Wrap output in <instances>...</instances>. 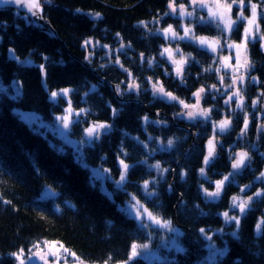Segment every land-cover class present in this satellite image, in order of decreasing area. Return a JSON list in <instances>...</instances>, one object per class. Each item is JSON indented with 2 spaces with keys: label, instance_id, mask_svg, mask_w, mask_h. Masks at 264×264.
Here are the masks:
<instances>
[{
  "label": "trees",
  "instance_id": "trees-1",
  "mask_svg": "<svg viewBox=\"0 0 264 264\" xmlns=\"http://www.w3.org/2000/svg\"><path fill=\"white\" fill-rule=\"evenodd\" d=\"M168 2H41L43 19L54 33L44 26H34L27 15L15 8H0V83L9 90L0 91V264H14L10 253L45 239L61 241L89 264H103L109 254L113 258L110 264L127 259L133 242L144 243L149 239L146 229L139 227L133 216L121 206L129 193L136 195L158 215L173 220V223L176 220L174 224L185 232L184 244L187 245V240H190L195 246V260L202 257L206 244H209L222 251L227 250L217 259V264H264V228L260 232L256 230L259 218L263 217L264 197L255 200L241 216L238 229L234 221L226 223L222 215L225 211L229 215L238 214L229 208L231 198L240 186L251 185L245 195L257 187L264 189V179H256L264 170V158L255 154L251 165L241 174H234L235 181L226 183L220 198L206 197L201 185L209 191L214 188L213 181L230 172L232 159L221 145L216 160L205 168L208 180L200 175L199 169L204 167L201 163L202 143L213 131L209 122L204 125L183 124L195 132V137L190 131L178 127L182 122L177 120V126L172 122L165 123L163 127L151 122L144 125L145 108L152 110L160 107L171 113V103L157 97L151 107L147 100L138 103L135 98L116 93V85L121 84L125 77L120 65L115 64L117 57L124 68L139 73L141 80H145L146 76L158 77L166 91L186 101L191 100L198 87L213 82L210 77L214 73L205 68L210 56L196 50L193 45L190 49L196 60L187 67L183 83L175 72L172 74L168 70L167 64L146 66L147 59L158 56L156 52L162 39L154 26L146 25L147 29L139 22L147 23L160 16ZM176 2L185 3L186 0ZM97 12L101 15L94 18L92 14ZM261 24L264 32L263 20ZM200 30L201 33L215 35L209 29ZM89 39L95 43L92 55L90 49L86 50L83 46ZM122 43L128 57H132L128 64L126 54L120 51L110 55L102 46H110L113 50ZM183 47L187 48V45L183 44ZM253 51L258 53L255 74L264 85V51L258 48V42L254 44ZM141 53L146 57L143 62L139 57ZM139 63L144 67H140ZM40 65H44L43 72ZM164 70L168 71L167 75ZM64 88L73 90L68 98L74 109L90 110L87 117L80 116V122L71 126L73 136H80L81 133L74 132L78 131L79 124L85 126L90 121H98L112 125L107 134H102L93 144L83 146L78 156L89 166L110 170L108 174L115 181L121 171L117 157L123 158L132 166L123 189L113 181H106L111 195L102 191L91 180L88 167L76 159L70 147L58 149L55 137L36 131L15 112L18 109L32 113L43 121H50L68 103L60 96L53 100L50 92ZM208 104L205 102V105ZM113 109L117 110L115 116ZM213 114L218 117L216 111ZM237 126L234 119V128L224 136V143L233 142ZM159 136L161 140L156 139ZM170 136L178 137L171 147L157 146L158 141L163 143L167 138V142ZM140 141L147 143L148 148L145 149ZM246 142L240 141V148H248ZM152 149L156 151L152 152ZM124 152L128 155L124 156ZM145 159L146 164L139 163ZM157 162L161 168L169 169L163 178L156 169L148 167ZM182 171L186 173L183 178L180 175ZM153 178L157 181L159 198L146 201L141 185L144 180ZM46 187L57 195L52 199H41L40 192ZM4 200L11 203L5 204ZM202 228L206 236L212 237L211 241L202 237ZM221 229L223 231H219ZM234 231L238 233L237 237L231 235ZM177 257L178 261L173 264H182L184 256ZM132 264L146 263L139 259Z\"/></svg>",
  "mask_w": 264,
  "mask_h": 264
},
{
  "label": "rangeland",
  "instance_id": "rangeland-1",
  "mask_svg": "<svg viewBox=\"0 0 264 264\" xmlns=\"http://www.w3.org/2000/svg\"><path fill=\"white\" fill-rule=\"evenodd\" d=\"M44 1H48V0H41L42 3H44ZM208 2L211 3V0H208ZM227 2L231 3V0H227ZM251 2L257 4V12L258 13L261 11H264V3H262L261 0H251ZM168 4H169V2L167 3V7H166V10L164 13L160 14V16H158L157 18L151 19L147 23L145 22L146 25H151V27L154 26V30H156V32L160 35V37L162 39V43L159 45L158 51L156 52V54H158V56L157 57L153 56L152 58H150L153 60V64L151 66H153L154 64H159L160 66H165V64H168L166 66H170L169 67L170 70L173 71L172 74L174 72L176 73L175 65L171 64L169 61L166 60V57H168L167 54H165L163 56L161 55V52L166 47L172 49L173 51L175 49L179 48L180 53H183V56H184L185 61H186L185 65L183 67V75H185L187 73V71H188L187 67H189L191 62L196 60L195 54L190 49L191 45H193L195 47V43L191 39H184V40H177V39H171V38H169L167 40L165 39V36L162 33V29L168 27V25H172L173 29L176 31V33L179 36L184 35V27H189L193 30L195 35L201 33L200 32L201 28H206L215 34L213 36L221 38L224 42L225 47H226L225 52L220 53V54L218 53L219 55H217V56L208 55V56H210V58L208 59L207 65L205 67L206 69H209L211 66L210 71L213 72L214 75L212 77H210V79H212L213 82L212 83L206 82L205 84L198 87L195 91V92H197V90L200 89L201 87H203L205 89V92L201 94L200 107L210 108L213 110L211 113V119L208 120L212 130H213L212 125L214 122H217L220 119H224V118H230L231 119V126L228 129L229 131L227 130L226 132H223L220 134L216 133L215 139H219L220 137L224 138V136H226L228 133H230L232 131V129L234 128V119L236 121V124H238V126H237L238 130L241 131V129L244 127V116H245V113H247L248 117H249V126H248L247 132L244 135H241V132L239 133V135L236 134L234 136L233 142L227 143V144L223 143V147H224L225 151L228 152L229 155L232 156V158H234L235 153L240 149V146H241L240 141L246 142L247 139H250L251 141H247L246 145L248 147H251V149L254 150L260 158H264V155H261L262 153H264V131L259 129V126L261 124H264V99H260V94L264 93V85H262V82L258 78V76L253 74L255 71V69H254V71L251 74H248V75L245 74V83L243 85L238 84V85L234 86L232 89H228L226 87L227 85L232 84V78L234 76V72L230 68L229 69L225 68V66H224L225 61L223 58L224 57H230L231 59L227 63H230L233 66L236 63L235 62L236 50H235V48H228L227 44L240 43L241 42V40L243 39V36H244V28L247 27V21L246 20L240 21L234 31H232L231 33L224 32L223 35H221V31H220V29L217 28L215 23L209 25V24L202 22L200 20V18L202 16L203 17L208 16V11L206 8H196L195 6L190 4V0H186V2L184 4L186 6L187 11L194 12V15L191 17L184 16L183 18H181L179 15V4H181V2H176V7H177L176 13H173L171 11V9H169ZM245 4L248 6L244 9V16L249 17L251 15V8H250L249 0H245ZM239 12H240V6H239V0H237L236 4L233 5V8H232L231 13H230L231 18L233 20H235L237 15L239 14ZM165 13H168V15H165ZM261 22H262V19H260L258 16L257 24L259 25L260 34H263ZM239 25H242V32H241V34L239 33V39L234 40L233 39L234 34L238 33L237 29L239 28ZM222 27L223 26H221V28ZM145 28H147V27H145ZM225 36L228 37V40L226 43L224 41ZM256 42H258V46H259L260 50L264 51V49L261 48V44H264V41H260L259 39H257ZM183 44L187 45V48L183 47ZM248 44L250 46L253 43L249 42ZM83 45H84V43H83ZM123 45L125 46V44H123ZM94 46H95V43L93 42L92 44L85 47V49L86 50L90 49L91 55H92V54H94V48H95ZM102 46H104V45H102ZM103 48H104V50L109 51L110 55H112L113 53L119 54L120 51L123 52V54L127 55V59H128L127 64L130 62L129 61L130 58H132V57L129 58L128 53L126 51H124V49H121V44L114 47L113 50H111L110 46L103 47ZM180 53H175V51H174V58L179 60L181 58ZM91 55H90V57H91ZM140 59H141V57H140ZM161 60H163L165 63H162ZM100 62H102V61H100ZM139 66L144 67L143 64L141 65L140 63H139ZM146 66H149V64H147ZM126 69H128V71L132 72L128 67H126ZM163 69H165V67ZM132 74L136 80V83L140 85L139 90L138 91L127 90V84L129 81H128V74H127V72H125V77L122 80V81H125V83L120 84L122 94H118L117 91H116V93L118 95H121V96H123V95L128 96L132 99L135 98L138 100V103H141L142 100H147L149 103L153 102L158 96L154 97L152 85L149 83V78H151L153 82L158 80L163 85L161 79L158 77L153 78L150 76H146L145 80H141L140 78H138L139 73L136 74V73L132 72ZM221 76L224 77L223 84H221V81H220ZM251 77H257L259 82H251ZM212 85H216V89H218V91L212 89V87H211ZM12 87H13V85H11V88ZM236 87H239L241 89V92L245 97V101H244L245 107L243 109L236 108L235 103H232L230 105L224 103V101L226 99H228V96L231 95L233 91H235ZM115 89H116V87H115ZM115 89H113V91ZM4 90L9 92V90L2 83H0V91H4ZM59 90H61V89H59ZM59 90H57V92H59ZM251 90H253V91L251 92ZM223 93H227V95H222ZM12 95H14V93H12ZM60 97H62L63 99L69 100L68 97H64L62 95ZM164 99L167 100V98H164ZM180 99H182V98H180ZM257 99H259V103L255 107H253L252 101L257 100ZM168 102H169V104L171 103L170 106L172 105V107H173V109L171 110V113L161 111L160 114L162 117L160 116L159 119H155V118L152 119V117H149V115L150 116H152V115L147 113V112H146V115L144 114L143 116L144 117L147 116L149 122L157 121V123H153L156 126L163 127V125L165 124L163 122H165L167 120V118H165V117H167V115H171L172 119L169 118L170 120L174 121L177 125H178L177 121L179 123L182 122L180 125H178V127H180V128H182L181 126L187 127L188 130H186L184 128H182V129H184L186 131H190L191 135L193 134L192 136L195 137V132L190 127H188L187 125H183V124L200 123V124L204 125L205 122H207V121H204L200 117H197L196 121H192V120L187 119L186 116H176L175 115L176 113L186 112L187 110L183 109V107L177 102H174V101H168ZM185 102L189 103V104H195L196 103V97L193 96V94H192L191 100H189V101L185 100ZM205 102H207V103L209 102V104L205 105ZM67 107H68V103L65 104L62 107L61 112L54 115L50 121H43L41 118H39L38 116H36L32 113L24 112V111H21L18 109L15 110V112L17 113V115L21 119H23L27 124H29L36 131L41 132L44 135L50 134L53 137H55L58 140L57 145H55L52 140H50V142L52 144H54L58 149H63L65 146L70 147L72 152L75 154L76 159H78L79 162H81L83 165L88 167V169L90 171L91 180L93 182H95L102 191L106 192L108 195H111L109 189H107V187H106V181H113V183H116V181L108 174V172L104 171L105 168L100 167V166H89L85 163V161L83 160L82 157L78 156L81 153L82 147L85 145L86 146L88 145V144H81L80 143V141L88 139L84 133V129L89 127L94 122H98V121H90L85 126L79 124L78 125V131L77 132L74 131L75 133H81L80 136H78V137L72 135V131L74 129H70L69 132L65 133V130L63 129L62 124L56 120V117L59 115L65 114L64 110ZM80 108H84V107H80ZM72 109L74 111H78V109H74L73 106H72ZM156 109L160 110V109H164V108L158 107V108H154L153 110H156ZM214 111H216L218 117L213 116ZM158 113H159V111H158ZM81 116L87 117L84 114H82ZM143 118H142V122L144 125L146 123H149V122H145V120ZM175 120H177V121H175ZM101 123H104V122H101ZM250 132L252 133V135L249 134ZM254 134H255L254 139L249 138V137H253ZM211 136L213 137V131L211 133ZM177 138L178 137H175V138H173L171 136L168 137V139H172L173 141L178 140ZM152 139H150V140H152ZM156 139L161 140V136L157 137ZM165 140L163 143L161 141H158L157 146L160 148L169 147L167 145V142H165ZM243 149H245V148H243ZM230 172H232V171L230 170ZM262 172H264V170ZM228 173L224 174L220 179H223V177L225 175H228ZM230 180L235 181L234 176L232 178H230ZM215 181H213L214 188H212L210 191L215 190ZM246 185H248V184H246ZM244 186L245 185L240 186L238 191L235 193V195H239L243 199L245 197V193L249 190L251 185H250V187H248L245 190V192H241L240 189L243 188ZM154 187L156 189L157 185L155 184ZM141 191L143 194L142 187H141ZM129 194H132V193H129ZM129 200H130V197L128 195V199H126L125 202L123 204H121L123 210L128 207ZM229 210L231 212H233L235 210L236 212H238L237 215H240L238 208L237 209L229 208ZM126 213L128 214V212H126ZM131 216H133V217L135 216L134 211L132 212ZM159 216H161V215H159ZM162 218L163 219H169V218H164V217H162ZM262 218H264V217H260L258 221H260ZM171 221H172L173 227L175 229H177L179 231V233H181V235L176 236L175 233L169 231L168 229H163V228H160L156 225H153L151 223V221H148L147 219H145V223L148 224L149 226L144 227V229H146V231H147L146 233L149 234V239H147V241L144 243H147L149 245V247L147 249H141L140 255L138 257H136L133 261L143 259V261H145L146 264H173L174 262L178 261L177 256L182 255V256H184V258L181 260L183 261V263L185 261L184 264H191L192 262H196L198 264H217V259L221 256L220 252L222 251V249H220L216 246L211 247L209 244H206V246H205L206 250L203 252L202 257L197 258L195 260L194 259V255H195L194 247L195 246L193 245V243L190 240H187L188 246L184 244L183 236H184L185 232L183 231V229L181 227H178L174 224V223H176L175 222L176 220H174V223H173V220H171ZM137 223L139 224L138 221H137ZM201 235L204 239H206V233L205 234L201 233ZM34 243H36V242H34ZM34 243L29 245L27 248H25V255H28L27 250L32 248ZM144 243H137V244H144ZM178 247L183 249V251H177ZM189 247L192 248V250ZM189 250H191V255L189 253ZM12 258L14 260V264H18V261L15 259V257L12 256ZM68 259H69V262L71 264L72 258L68 257ZM133 261H130L129 264H132ZM33 264H42V262L39 261L37 258H33ZM86 264H89V263H86Z\"/></svg>",
  "mask_w": 264,
  "mask_h": 264
},
{
  "label": "snow or ice",
  "instance_id": "snow-or-ice-1",
  "mask_svg": "<svg viewBox=\"0 0 264 264\" xmlns=\"http://www.w3.org/2000/svg\"><path fill=\"white\" fill-rule=\"evenodd\" d=\"M237 0H231V3L227 2V0H211V3L208 2V0H190V4L195 6L196 8H206L208 11L207 17H201L200 20L202 22H205L209 25L215 23L217 28L220 29L221 35H223L224 32L231 33L234 31L240 21H247V27L244 28V36L240 43H231L227 44L228 48H235L236 50V63L233 66L230 63H227L231 58L230 57H224L225 61V68L226 69H232L236 75L232 78V84L227 85L226 87L228 89H232L236 85H243L245 83V73L251 70L252 64L247 59V56L245 55L243 58V61H241L240 56L242 52L247 51V44L249 42L255 43L257 39L260 41H264V34H260L259 25L257 24V18L259 16L260 19L264 20V11L257 12V4L252 3L251 0H249L250 8H251V15L249 17L244 16V9L248 6L245 4V0H239V6H240V12L237 15L236 19L233 20L231 18V10L233 8V5L236 4ZM262 3H264V0H261ZM8 4H14L17 6V8H26L27 12L30 13L33 17L39 16V14L43 11L41 0H0V5H8ZM169 9L173 13L177 12L176 7V0H169L168 4ZM79 12L80 10L77 9ZM94 18H99L100 13H94L92 14ZM165 15H168V13H165ZM179 15L181 18L184 16H193L194 12L187 11L186 6L184 3L179 4ZM141 25H144L146 27V24L144 21L139 22ZM221 26H223L221 28ZM162 33L165 36V39H177V40H184V39H191L193 42H198L201 47H206L207 49H210L213 53H218L219 50L223 49L224 44L221 43V39H209L203 36H195L193 30L189 27H184V35L179 36L176 31L173 29L172 25H168V27L162 29ZM117 36H119V33H117ZM228 37H224L225 43L227 42ZM92 40H86L84 42V47H87L88 45L92 44ZM98 43V42H97ZM103 47H108L107 45H104ZM125 46L121 44V49H123ZM261 48L264 49V44H261ZM11 51V50H10ZM175 53H180V49L177 48L174 50ZM174 51L170 48H164L161 52V55L167 54L169 61L175 65V71L178 78H180L181 83H183V67L185 65V58L183 56V53H180L181 58L179 60L174 58ZM141 61H145L144 54H140ZM86 60H89L90 57H85ZM149 66L153 64L152 59H147L146 61ZM115 64L120 65V68L122 71L127 72L128 74V84H127V90L129 91H138L140 88V85L136 83L135 78L133 77L132 72L128 71V69L124 68V66L121 64L119 57L116 58ZM101 67H104V65H101ZM41 71H44V65H40ZM241 69H243V72H241ZM211 66L209 69H206V71H210ZM167 75V72L165 73ZM221 84L224 82V77H220ZM251 82H259L257 77H251ZM121 83H125V81H121ZM149 83L152 85L153 95L154 97L158 96L159 98H167L168 101H174L179 103L183 109L187 110L186 112L182 113H176V116H186L187 119L196 121L197 117L202 118L204 121H208L211 119V113L212 109L210 108H202L200 107V99L201 94L205 92V89L201 87L197 90V92L193 93V96L196 97V103L195 104H189L186 103L185 100L178 98L177 96L173 95L172 92L166 91L164 86L160 83V81L153 82L151 78H149ZM95 88V86H93ZM212 89H216V85L211 86ZM72 89L64 88L57 91H52L50 93L51 98L55 100L58 96H64L68 97L70 92H72ZM116 91L118 94H122L120 84L116 85ZM17 95H19V90H17ZM222 95H227V93H223ZM260 99H264V93L260 94ZM245 97L241 92V89L239 87L235 88V91L232 92L231 95L228 96V99L224 101L225 104H232L235 103L236 108L243 109L245 107ZM259 103V99L252 101V106L255 107ZM90 110L87 109H79L78 111H74L71 106V100H68V107L65 108L63 115H59L56 117V120L59 121L63 129L65 130V133L69 132L71 129V126L73 124H78L79 117L84 114L86 115ZM113 116L117 114V110H112ZM145 122L148 121V117L145 116L143 118ZM151 123H157V121H151ZM231 126V119L230 118H224L219 120L218 122H214L213 127V137L208 140L207 142V154L203 158V164L205 166H209L212 161L215 159L216 154V147L217 143L215 142V136L217 131L220 133L226 132L229 127ZM249 126V117L248 114L245 113L244 116V127L241 129V135H244ZM112 125L108 123H101V122H94L89 127L84 129V133L87 140L80 141L81 144H93L96 140L100 138L102 134H107L108 131L111 130ZM259 129L264 131V124H261L259 126ZM124 135H127V133H124ZM138 140V138H136ZM149 139H152L149 137ZM141 144H143L144 148L147 149L148 145L147 143L140 141ZM167 145L171 147L173 145V140L168 139ZM156 151V149H152V152ZM124 156H127L128 154L126 152L123 153ZM149 155H151V152H149ZM261 155H264L262 153ZM102 160L104 157L101 158ZM120 164V176L119 179L116 181V184L118 187L123 189V185L127 181V176L129 173L130 168L132 167L129 165L123 158L117 157ZM251 158L249 157L248 152H237L235 153V158L232 160V169L233 172H229L228 175H225L223 179H219L215 181V190L209 191L207 188L203 187V184L201 185V188L204 192V195L209 198L218 199L221 197L226 182H231L230 178H232L235 174V170H239L242 167H246V162L249 161ZM139 163H147V160L140 161ZM149 169H156L158 173L160 174L161 178H163V174L169 169L161 168V165L159 162L148 165ZM105 172H108L110 170L104 169ZM199 173L202 177H204L205 181L208 180V177L205 172V167H201L199 169ZM181 178H183L186 173L181 172L180 173ZM256 179L261 180L264 179V172H261L259 177ZM157 183L156 179L153 178L151 180H144L142 184L143 189V196L146 201H152L153 198L158 199V193L156 192V189L154 185ZM250 187V185H245L243 188L240 189L241 192H245V190ZM169 190L171 191V185L169 186ZM130 197V200L128 202V207L124 209V211L128 212V214L131 216L132 212H135V216L133 217L135 220L139 222V227L144 228L148 227L149 225L145 223V219L148 221H151L153 225H156L163 229H168L169 231L176 234V236L181 235L177 229H175L172 225V221L170 219H163L161 216H159L154 209H150L145 205V203H142L140 199L137 198L134 194H128ZM255 198L264 197V189L257 190L255 193H253L250 196H247V199L241 198L239 195H234L231 198L230 201V208L232 209H239L240 215H229L228 211H225L222 213L225 222L234 221L237 229L239 228L241 224V216H243L248 209L251 207V203L253 202ZM2 199V197H0ZM5 204H10L11 201L4 200ZM155 207V206H154ZM198 207V206H197ZM59 211V209H57ZM264 228V218H262L256 225L257 232H260ZM219 231H223L222 229ZM200 232L202 234H205V229H200ZM231 235L233 237H237V232H232ZM206 239L211 241V236H206ZM149 245L147 243L144 244H137L133 242L130 246V251L127 256V259L123 261L117 262V264H129L130 261H133L136 257L140 255L141 249H147ZM35 250V251H34ZM28 255H25V249L20 248L16 252L10 253L11 256L15 257V259L18 261V264H33V258H37L39 261L42 262V264H70L68 257H71V264H86V261L81 258L80 255H78L75 251L71 250L70 248L66 247L61 241L59 240H52L49 241L47 239L43 241H37L33 244L32 248L28 249ZM177 251H183L181 248H177ZM227 250L224 249L220 252V255H223ZM51 258V259H50ZM112 256L109 254L106 260L103 261V264H110L112 261ZM95 264V262H93Z\"/></svg>",
  "mask_w": 264,
  "mask_h": 264
},
{
  "label": "water",
  "instance_id": "water-1",
  "mask_svg": "<svg viewBox=\"0 0 264 264\" xmlns=\"http://www.w3.org/2000/svg\"><path fill=\"white\" fill-rule=\"evenodd\" d=\"M4 7H12V8L17 9L18 11H20V12L24 13L25 15H27V17L30 18V20L32 21V24H33L34 26H38V25L44 26V27L50 29V30L54 33V31L52 30V28L50 27V25L44 21V19H43V18H44V17H43V11L39 14V16L33 17L30 13L27 12V9H26V8H23V7H21V8H17V6L14 5V4L0 5V8H4ZM42 9H43V6H42ZM43 10H44V9H43ZM195 36H203V37H206V38H209V39H217L215 36H213V35H209V34H207V33H199V34H196ZM194 43H195V48H196L197 50L202 51V52H204V53H206V54H208V55H210V56H217L219 52H222V51H223V49H221V50H219L218 53H213L210 49H207L206 47H201V46L199 45L198 42H194ZM166 60L169 61L168 57H166ZM169 62H170V61H169ZM170 63H171V62H170ZM171 64H172V63H171ZM153 114H156V112H153ZM167 117H169L170 119H172V116H171V115H167ZM217 122H218V121H217ZM181 127L184 128V129H186V130H188L187 127H184V126H181ZM192 135H193V134H192ZM211 138H212V136L207 137V138L203 141V143H202L203 154H202V157H201V163H202V165H203L204 167H208V166H205V165L203 164V158H204V156L207 154V151H208V148H207V142H208V140L211 139ZM193 141H194V138H192V140H191V142H190L191 146H192V144H193ZM215 142L217 143V147H216L215 159L212 161V163H213V162L216 160V158L218 157V149H219V147L223 144V139H222V138L215 139ZM241 151L247 152L246 150H243V149H240V150H238L237 152H241ZM186 152H187V151H185V153H183V156L186 154ZM237 152H236V153H237ZM234 158H235V157H234ZM212 163H211V164H212ZM177 164H178V162H177ZM211 164H210V165H211ZM246 164H248V161L246 162ZM229 168H230V170H231L232 172L234 171V170L232 169V161L230 162ZM244 168H246V167H242V168L239 169V170H235V173H238V172L242 171ZM171 183L173 184V180L171 181ZM257 190H260V189H255V190H253L248 196L252 195V194L255 193ZM55 196H56V192L52 191L51 188H46V189H44V190L40 193V197H41L42 199L53 198V197H55ZM245 199H247V197H246ZM256 199H258V198H255V197H254L253 202H254ZM180 200H181V197L179 198V201H180ZM253 202H252V203H253ZM252 203H251V204H252ZM262 214H263V216H264V207H263V210H262ZM175 222H176V221H175Z\"/></svg>",
  "mask_w": 264,
  "mask_h": 264
},
{
  "label": "flooded vegetation",
  "instance_id": "flooded-vegetation-1",
  "mask_svg": "<svg viewBox=\"0 0 264 264\" xmlns=\"http://www.w3.org/2000/svg\"><path fill=\"white\" fill-rule=\"evenodd\" d=\"M238 30V33H235L234 34V40H238L239 39V33L241 34V32H242V25H239V28L237 29ZM262 31H263V28H262ZM263 34H264V32H263ZM218 38V37H217ZM219 39H221V38H219ZM221 43L222 44H224V42H223V40L221 39ZM257 42H255V43H253L252 45H250L249 46V44H247V51L246 52H242V54H241V56H240V59H241V61H243V58H244V56L246 55L247 56V59L249 60V62L252 64V68H251V70L250 71H248L247 73H245V74H251L253 71H254V69H255V71H254V73L253 74H255L256 73V71H257V68H256V65H255V60H256V53H254V51H253V46H254V44H256ZM258 48H259V46H258ZM225 50H226V47H225V45H224V47H223V51L222 52H220V53H223V52H225ZM219 53V54H220ZM218 54V55H219ZM258 54V53H257ZM235 62H236V58H235ZM168 65V64H167ZM168 67V70L172 73L173 71H171L170 70V66H167ZM241 72H243V69H241ZM234 75H236V73H234ZM256 75V74H255ZM257 76V75H256ZM262 86V85H261ZM166 103H168V101L166 102ZM149 105L151 106V105H153V103L152 102H150L149 103ZM152 107V106H151ZM158 111H159V113H158ZM161 111H164V112H166L164 109H160V110H158V109H156V110H150V109H148L147 108V110H146V112L147 113H149V114H151L152 116H150L149 115V117H152V119H159L160 118V116H161V114H160V112ZM153 112H156V114H153ZM162 117V116H161ZM164 117V116H163ZM165 118H167V120L165 121V122H163V123H167V122H173L172 120H170L169 119V117H165ZM151 119V120H152ZM221 120V119H220ZM229 131V130H228ZM232 132V131H231ZM241 131L240 130H238L237 132H236V134L237 135H239V133H240ZM217 133L218 134H220V132H218L217 131ZM235 134V135H236ZM250 135H252V133L250 132L249 133ZM254 137H255V134L253 135V137H252V139H254ZM220 138H222V137H220ZM223 140H224V138H222ZM223 145V144H222ZM240 149H243V148H240ZM239 149V150H240ZM243 150H247V152H248V154H249V157L251 158L249 161H248V164H247V166H246V168L247 167H249L250 165H251V163H252V161L254 160V155L256 154V152L254 151V150H252L251 149V147H248V148H246V149H243ZM256 156H258L257 154H256ZM234 158H232L231 160H230V162L233 160ZM245 169V168H244ZM243 169V170H244ZM242 170V171H243ZM242 171H240V172H238V173H235V174H241L242 173ZM172 185V184H171ZM262 189V188H260V187H257V189ZM256 189V188H255ZM251 193V192H250ZM249 193V194H250ZM249 194H247V195H245V197H244V199L249 195ZM260 198V197H259ZM258 198V199H259ZM257 200V199H256ZM254 203V202H253Z\"/></svg>",
  "mask_w": 264,
  "mask_h": 264
},
{
  "label": "bare ground",
  "instance_id": "bare-ground-1",
  "mask_svg": "<svg viewBox=\"0 0 264 264\" xmlns=\"http://www.w3.org/2000/svg\"><path fill=\"white\" fill-rule=\"evenodd\" d=\"M145 109L147 110V108H145ZM254 202H255V201H254ZM252 204H253V203H252ZM252 204H251V205H252ZM262 210H263V209H262ZM262 215H263V214H262ZM263 217H264V216H263Z\"/></svg>",
  "mask_w": 264,
  "mask_h": 264
}]
</instances>
